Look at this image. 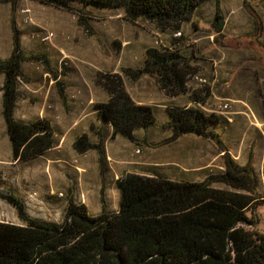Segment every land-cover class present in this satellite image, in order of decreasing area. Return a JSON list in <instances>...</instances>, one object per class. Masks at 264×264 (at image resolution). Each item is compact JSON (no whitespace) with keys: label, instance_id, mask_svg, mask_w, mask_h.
I'll use <instances>...</instances> for the list:
<instances>
[{"label":"rangeland","instance_id":"rangeland-1","mask_svg":"<svg viewBox=\"0 0 264 264\" xmlns=\"http://www.w3.org/2000/svg\"><path fill=\"white\" fill-rule=\"evenodd\" d=\"M103 7L74 2L69 10H61L35 0L0 4V61L11 53L13 28L22 54L13 118L22 123L46 120L56 141L43 155L13 161L0 113V196L16 197L31 218L60 223L68 200L96 216L102 197L106 210L115 212V180L127 172L147 173L151 162L178 163L180 167H154L171 181L199 182L221 173L223 160L216 139L187 134L168 142L170 135L164 129L165 108L184 107L197 93L205 97L200 109L218 118L212 130L229 156L238 165L249 163L254 169L259 201L245 212L254 222L245 228L264 234V202L260 201L264 200V0H206L181 24L176 36L142 19L130 23L122 10ZM216 13L222 17L217 34ZM47 35L50 38L43 39ZM167 48L177 51L190 68L187 93L174 99L165 96L151 74L138 81L122 77L131 99L153 107L155 125L144 137L137 133L129 148H123L128 142L122 137L114 143L105 139L109 155L117 159L107 161L101 177L94 151L72 150V142L82 134L94 143L108 135L95 113V104L105 103L107 95L95 79L120 74L125 68L140 69L147 50ZM1 85L0 75V111ZM212 187L228 189L221 184ZM0 222L21 224L2 199Z\"/></svg>","mask_w":264,"mask_h":264},{"label":"trees","instance_id":"trees-1","mask_svg":"<svg viewBox=\"0 0 264 264\" xmlns=\"http://www.w3.org/2000/svg\"><path fill=\"white\" fill-rule=\"evenodd\" d=\"M35 1L61 10H69L74 2H80L82 7L117 8L130 23L142 19L161 32L176 33L206 0ZM17 2L0 0V4ZM213 21L217 34L222 17L216 13ZM12 33L11 53L0 61V113L11 159L23 161L43 155L56 146V141L46 120L22 123L13 118L22 54L19 35L14 28ZM189 70L177 51L149 49L142 68H125L120 74L95 79L107 95L105 103L95 104V113L103 125L110 127L111 137L121 136L133 142V132L151 127L154 115L150 106L132 101L122 77L137 81L143 75H155L164 95L173 98L187 93ZM204 99L192 93L188 100L195 107H166L164 127L170 130L168 142L187 134L216 139L223 160L221 173L199 182L126 173L115 181V212L106 210L102 197L96 216H89L84 205L68 200L60 223L31 218L16 197L0 196L15 210L21 223L0 222V264H264V234L245 228L254 224L245 212L259 201L258 179L249 163L238 165L222 146L212 130L218 118L200 109ZM72 150L77 154L94 151L99 175H104L107 162L102 139L91 143L82 134L72 142ZM212 184L228 189H217Z\"/></svg>","mask_w":264,"mask_h":264},{"label":"crops","instance_id":"crops-1","mask_svg":"<svg viewBox=\"0 0 264 264\" xmlns=\"http://www.w3.org/2000/svg\"><path fill=\"white\" fill-rule=\"evenodd\" d=\"M144 76V75H143ZM142 77V76H141ZM140 77V78H141ZM139 78V79H140ZM138 79V80H139ZM137 80V81H138ZM177 97H181V96H177ZM176 97V98H177ZM131 98V97H130ZM175 97H173V99H174ZM132 101L134 102V103H136V104H142V105H148V106H150L151 108H153L149 103H145V102H142V101H139V100H133L132 99ZM193 104H191L190 102H189V100L187 99V103H186V105L184 106V107H189V106H192ZM153 115H154V113H153ZM166 122H167V119H166ZM165 122V123H166ZM154 125H155V116H154V123H153V125L151 126V127H149V128H147L146 130H135L134 132H133V138H134V141H135V139H136V137H137V133H139V134H141L143 137L145 136V133H147L148 131H150L151 129H152V127L154 128ZM107 128H108V135L106 136H100V137H97V139L98 138H100V139H102V145H103V150H104V154H105V159H106V162L107 161H110L111 159H112V161H115L117 158L116 157H113V156H110L109 155V152H108V147H107V144H106V141L107 140H111L110 142H112V143H114L115 142V140L117 139V137L118 136H115V137H111V130H110V127L109 126H107V125H105ZM164 129H166V130H168V132H169V135H170V130L168 129V128H166V127H164ZM87 136V135H86ZM88 137V136H87ZM119 137H121V136H119ZM180 137H182V136H180ZM180 137H178L176 140H178ZM108 138V139H107ZM105 139H107L106 141H105ZM88 140L91 142V143H94V142H92L91 140H90V138L88 137ZM175 140V141H176ZM125 141H127L128 143H123L122 144V146H123V148L125 149L126 147L127 148H129L130 147V145H131V143L132 142H130V141H128V140H126L125 139ZM133 141V142H134ZM111 143V144H112ZM130 144V145H129ZM54 148V147H53ZM53 148H51V149H53ZM165 160H163V161H161L160 163H159V165L157 164V163H154V162H151V164H149L148 166H146V167H151L149 170H148V172L147 173H137V172H127V173H134V174H138V175H143V176H147V177H153V176H159V177H162V178H165V179H167V180H171V179H169V178H166V177H164V176H161L160 174H157L156 173V170H155V168L154 167H158V166H163V165H170V166H172V165H176V166H178V163H176L175 161V163L174 162H172V160H169V159H167V161L166 162H164ZM178 167H180V166H178ZM191 169H193V168H191ZM190 169V170H191ZM188 171V170H187ZM116 175L114 174V179H116ZM117 180V179H116ZM115 180V181H116ZM193 182V181H192ZM114 187H115V182H114ZM115 189V191L117 192V190H116V188H114ZM117 196H118V192H117ZM117 205H118V203H117Z\"/></svg>","mask_w":264,"mask_h":264},{"label":"built area","instance_id":"built-area-1","mask_svg":"<svg viewBox=\"0 0 264 264\" xmlns=\"http://www.w3.org/2000/svg\"><path fill=\"white\" fill-rule=\"evenodd\" d=\"M176 35H179V33H175V34H173V36H176ZM50 36H51V35H47V36H45L43 39L47 40V39L50 38ZM199 81L204 82V80H201V79H199ZM226 108H227V106L224 105V106H223V109H226Z\"/></svg>","mask_w":264,"mask_h":264}]
</instances>
